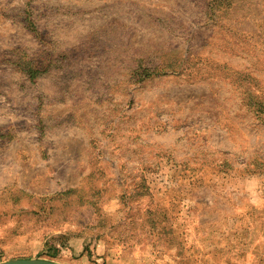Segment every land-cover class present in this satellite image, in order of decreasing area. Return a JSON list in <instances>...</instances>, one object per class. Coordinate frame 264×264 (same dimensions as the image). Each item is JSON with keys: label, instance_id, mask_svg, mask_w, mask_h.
I'll return each instance as SVG.
<instances>
[{"label": "rangeland", "instance_id": "374dc122", "mask_svg": "<svg viewBox=\"0 0 264 264\" xmlns=\"http://www.w3.org/2000/svg\"><path fill=\"white\" fill-rule=\"evenodd\" d=\"M25 259L264 264V0H0V263Z\"/></svg>", "mask_w": 264, "mask_h": 264}, {"label": "water", "instance_id": "95a60500", "mask_svg": "<svg viewBox=\"0 0 264 264\" xmlns=\"http://www.w3.org/2000/svg\"><path fill=\"white\" fill-rule=\"evenodd\" d=\"M0 264H58V263L46 261V260L25 259V260L9 261V262H4Z\"/></svg>", "mask_w": 264, "mask_h": 264}, {"label": "crops", "instance_id": "0c3cea01", "mask_svg": "<svg viewBox=\"0 0 264 264\" xmlns=\"http://www.w3.org/2000/svg\"><path fill=\"white\" fill-rule=\"evenodd\" d=\"M84 261H85V259H84Z\"/></svg>", "mask_w": 264, "mask_h": 264}]
</instances>
